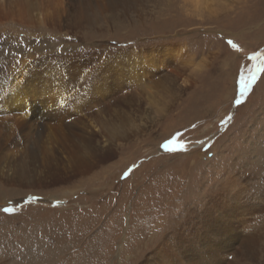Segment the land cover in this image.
Returning a JSON list of instances; mask_svg holds the SVG:
<instances>
[{
	"label": "rangeland",
	"instance_id": "obj_1",
	"mask_svg": "<svg viewBox=\"0 0 264 264\" xmlns=\"http://www.w3.org/2000/svg\"><path fill=\"white\" fill-rule=\"evenodd\" d=\"M22 60L0 264H264V0H0Z\"/></svg>",
	"mask_w": 264,
	"mask_h": 264
},
{
	"label": "bare ground",
	"instance_id": "obj_2",
	"mask_svg": "<svg viewBox=\"0 0 264 264\" xmlns=\"http://www.w3.org/2000/svg\"><path fill=\"white\" fill-rule=\"evenodd\" d=\"M29 53V52H28ZM27 53V54H28ZM21 56V55H20ZM19 56V57H20ZM29 56V55H28ZM33 56V55H32ZM24 57V56H23ZM34 57V56H33ZM13 58V57H12ZM25 58V57H24ZM184 58V50H181L179 51V60H183ZM18 60V59H17ZM27 60V59H26ZM26 60H22L21 61V65L19 67H16L14 68L10 73L6 72L5 71V68L3 69H0V94H4V93H8L10 96H11V93H16L14 96H13V104L10 100V103L12 104V107H17L16 103H20V101L22 102V106L25 107V109L27 110H30V112L32 113V117H28V116H25L24 117V122L23 124H21V128L23 129H27L28 127H30L32 124H35L34 123V118L36 116L35 112H33V105H34V102L36 103V100L35 98H39L40 96H36L35 94V88L36 86L34 84L31 83V80L30 78L31 77H27L28 74L26 72V69L27 67L29 66V63H27L28 61ZM12 61V60H11ZM30 61V60H29ZM15 62V61H13ZM9 63V62H8ZM2 64V63H1ZM15 64V63H14ZM4 65V64H3ZM7 66V65H6ZM10 66V65H8ZM13 66V65H11ZM10 66V67H11ZM36 66V65H35ZM36 68V67H35ZM12 69V68H10ZM40 69V68H39ZM37 71V70H36ZM54 71V70H52ZM6 72V73H5ZM32 72V71H30ZM15 74V75H13ZM18 75V77H17ZM103 79V78H102ZM116 82V80H114V83ZM113 83V84H114ZM115 90V89H114ZM11 92V93H10ZM21 93L22 94V98H20L18 96V94ZM7 94V95H8ZM8 95V96H9ZM4 97V96H3ZM6 98V97H5ZM9 98V97H8ZM50 98V97H49ZM11 99V98H10ZM20 99V100H19ZM8 100V99H7ZM3 101V100H2ZM7 102V101H6ZM48 103V102H47ZM5 104V103H4ZM8 104V103H7ZM3 105V104H2ZM1 105V106H2ZM19 105V104H18ZM75 105V104H74ZM45 106V104H43V107ZM74 107V106H73ZM76 107V105H75ZM46 108V107H45ZM1 109V108H0ZM76 109V108H74ZM45 110V109H44ZM76 111V110H75ZM46 112V111H45ZM77 112V111H76ZM38 115V114H37ZM30 116V115H29ZM34 117V118H33ZM75 121V120H74ZM78 124V123H77ZM81 125L85 126L84 130H82V132H84V135H86L88 132H89V127H87V125L85 124V122L81 123ZM3 127V126H2ZM90 133L92 135L88 136V138L92 139V138H95V132L92 130H90ZM88 135V134H87ZM87 138V139H88ZM92 141V140H91ZM108 155H110L109 151L107 153ZM105 155V154H104ZM2 162L6 163L7 162V156L3 154V157H2ZM26 181V184L31 185V186H40L42 184V182H39V180L37 179H27L25 180ZM30 186V187H31ZM207 241V240H206ZM208 243V242H207ZM208 257V256H207ZM219 258V257H218ZM217 264V262H215Z\"/></svg>",
	"mask_w": 264,
	"mask_h": 264
},
{
	"label": "snow or ice",
	"instance_id": "obj_3",
	"mask_svg": "<svg viewBox=\"0 0 264 264\" xmlns=\"http://www.w3.org/2000/svg\"><path fill=\"white\" fill-rule=\"evenodd\" d=\"M229 43L231 44L232 42L230 41Z\"/></svg>",
	"mask_w": 264,
	"mask_h": 264
}]
</instances>
